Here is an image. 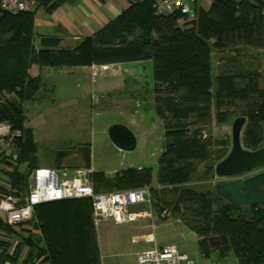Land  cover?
<instances>
[{
	"label": "trees",
	"instance_id": "16d2710c",
	"mask_svg": "<svg viewBox=\"0 0 264 264\" xmlns=\"http://www.w3.org/2000/svg\"><path fill=\"white\" fill-rule=\"evenodd\" d=\"M68 1L36 0L35 8L53 12ZM128 1V8L74 48H61V39L53 36L43 37L38 48L34 42L37 9L15 14L0 5V122H9L20 132L15 138L19 162L6 174L12 188L22 196L28 194L29 177L40 167L37 142L32 128L25 126L23 105L34 99L42 86L41 78L30 73L34 64L73 67L151 60L155 111L164 121L167 140L158 160V184L149 185L155 206L168 208L170 215L199 235L204 256L233 253L239 264H264V206L236 205L216 189L189 184L198 163L213 156L204 176L213 178L212 167L229 153L225 147L211 151L198 126L212 116V53L214 49L264 51V0H212L208 6L196 0L194 19L180 11L158 14L154 0ZM236 59L229 57L230 62ZM263 81L264 70L224 71L216 77L217 120L227 122L232 112L246 117L242 131L246 149L264 146ZM75 168H81L80 164ZM92 177L96 190L98 182L130 189L151 183L153 169L130 167L113 179L103 172H94ZM36 214L37 222L30 224L41 235L31 233L25 243L45 255L50 264H102L91 198L39 204ZM0 230L13 233V227L4 221H0ZM0 243L5 246L0 264L13 260L7 243ZM21 248L19 244L15 253Z\"/></svg>",
	"mask_w": 264,
	"mask_h": 264
},
{
	"label": "rangeland",
	"instance_id": "374dc122",
	"mask_svg": "<svg viewBox=\"0 0 264 264\" xmlns=\"http://www.w3.org/2000/svg\"><path fill=\"white\" fill-rule=\"evenodd\" d=\"M197 1L198 4L208 6L212 0ZM36 17L38 28H42V26H46V19L50 15L44 7H40ZM181 23H184V21H181ZM37 31L35 34L36 39L38 38ZM243 49L235 52L214 49L212 53V116L198 124L203 137L210 144L211 151L225 147L230 152L233 123L239 114L231 110L232 113H230L227 122L221 123L217 120L219 107L216 77L224 71L254 72L258 70L262 72L264 70V51H254L250 48ZM239 52L241 53L239 54ZM232 55L237 58L235 62L229 61V57ZM136 65L137 70L141 71L144 77V87L136 86L132 80H128L127 90L123 92L116 91L112 97L107 94L101 95L97 91H91L90 77L85 74L81 75V79L79 74L73 78H67L65 74H58V68H54L52 75H44L43 88L34 99L23 103L26 115L25 126L33 130L38 147L36 158L40 167H55L56 155L60 149L89 145L92 149V165L90 168L94 172H103L107 179H113L118 172L130 167H152V182L147 184H158V160L166 150L167 144L165 125L155 111L153 63L151 60H143L141 64ZM262 86L263 90L260 98L263 99L264 81ZM115 97L118 99L116 100ZM116 123L126 124L136 133L138 137L136 149H120L112 142L108 131ZM212 157L198 163L195 178L190 183L188 182L190 185L199 189H215L216 183L219 182L217 177H204L206 166L213 162ZM79 164L81 162L78 159H71L67 167L63 169L64 176H71L76 165ZM252 173L253 171L250 174ZM32 174L28 180L29 188L27 192H30L31 189ZM0 183L3 188L12 186L5 174L0 178ZM96 185L97 191L124 190L126 188L114 186L108 182H98ZM146 207L148 208V205ZM140 208H142L140 205L131 206L130 210ZM0 221H3L1 216ZM161 221L165 220L162 219ZM113 225V223L107 225L104 222L97 226L102 243L105 240L110 241L111 237L118 233ZM21 228L23 229L22 226H19L15 229L21 230ZM181 243L183 244V242ZM184 243L195 247L198 256H190L195 264H239L233 253L226 259L218 258L216 254L209 258L201 256L200 247L194 234L188 236ZM105 250L104 252H107L108 249L105 248ZM126 260L128 264H138L137 258L128 257Z\"/></svg>",
	"mask_w": 264,
	"mask_h": 264
},
{
	"label": "crops",
	"instance_id": "0c3cea01",
	"mask_svg": "<svg viewBox=\"0 0 264 264\" xmlns=\"http://www.w3.org/2000/svg\"><path fill=\"white\" fill-rule=\"evenodd\" d=\"M129 6L130 2L128 0H70L53 12L47 11L50 17H47L45 27L38 28L36 17L35 34L38 30V38L36 39L34 36L35 45L40 48L43 37L53 36L61 39V48H74L81 40L93 36ZM141 63L142 61H134L73 67H40L34 64L30 73L33 77L39 76L41 78L43 85L40 90L44 86V75H52L54 68H58V74H65L67 78H73L79 74L81 79V75L85 74L90 77L91 91H97L101 95L107 94L112 97L116 91L123 92L127 90L128 80H132L136 86L144 87V77L141 71L137 70L136 65ZM115 99L118 98L115 97ZM78 160L81 162L80 159ZM139 168L143 167L140 166ZM3 174L0 172V178ZM140 206H142L140 209H147V204H141ZM160 209L159 206H156L152 219H140L141 221L128 223L103 220L96 223L101 263L128 264L126 260L128 257L137 258L138 262L140 252L167 245H175L180 252L187 253L189 256H198L195 247L184 243V241L188 236L194 234L199 244V235L178 217L170 214L167 216L162 215ZM162 219L165 221H161ZM104 222L107 225L113 223L119 234L116 232L117 234L111 237L110 241L105 240L102 243L97 226ZM21 226L23 227L21 230L15 229L16 227L13 228V233L0 230V234L3 235H0V241L7 243V252L13 257V260L9 259L4 264H50L45 255H39L37 251L32 250L33 248L29 244L25 243V239L31 233L40 236V230L31 224ZM19 244H22L21 251L15 253ZM104 247L108 249L107 252H104L106 251ZM4 250L5 246L0 243V255ZM200 252L201 256L206 258L201 247ZM215 254L220 259H226L230 255L221 257L218 252H215L211 256Z\"/></svg>",
	"mask_w": 264,
	"mask_h": 264
},
{
	"label": "built area",
	"instance_id": "2783aa9c",
	"mask_svg": "<svg viewBox=\"0 0 264 264\" xmlns=\"http://www.w3.org/2000/svg\"><path fill=\"white\" fill-rule=\"evenodd\" d=\"M196 0H154L153 7L158 14L180 11L189 19L197 16ZM36 0H1V8L19 13L36 7ZM20 132L13 130L9 122H0V172L5 175L15 169L19 162V151L15 138ZM91 168H75L71 176L58 173L55 167H38L32 174L30 192L22 196L12 186L1 187L0 216L10 227L37 222L36 206L39 204L66 200L91 198L95 223L112 220L128 223L140 219H152L155 211L154 195L149 185L124 190L97 191ZM223 178L217 177L220 181ZM226 179V178H224ZM4 183V182H2ZM147 204V209L130 210L131 206ZM162 215L169 214L162 207ZM139 264H195L187 253L180 252L175 245L155 247L138 254Z\"/></svg>",
	"mask_w": 264,
	"mask_h": 264
},
{
	"label": "water",
	"instance_id": "95a60500",
	"mask_svg": "<svg viewBox=\"0 0 264 264\" xmlns=\"http://www.w3.org/2000/svg\"><path fill=\"white\" fill-rule=\"evenodd\" d=\"M247 118L239 116L232 129V148L228 155L212 167L215 176L221 179L215 185L218 195L236 205L264 206V146L251 150L242 144V131ZM109 137L120 149L134 150L138 146L136 133L126 124L116 123L109 128ZM92 149L89 145L60 149L56 155V168L59 174L71 159H80L81 168L92 165ZM263 168L260 172L243 176L252 170ZM226 178V179H224Z\"/></svg>",
	"mask_w": 264,
	"mask_h": 264
},
{
	"label": "flooded vegetation",
	"instance_id": "af4514ba",
	"mask_svg": "<svg viewBox=\"0 0 264 264\" xmlns=\"http://www.w3.org/2000/svg\"><path fill=\"white\" fill-rule=\"evenodd\" d=\"M262 169V168H261ZM261 169L260 168H258V169H255V170H252L253 171V173L252 174H250L252 171H250V172H248V173H245L243 176H251V175H254V174H256V173H258V172H260L261 171Z\"/></svg>",
	"mask_w": 264,
	"mask_h": 264
}]
</instances>
